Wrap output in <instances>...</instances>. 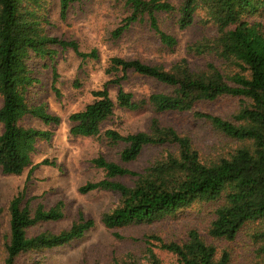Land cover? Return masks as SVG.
I'll list each match as a JSON object with an SVG mask.
<instances>
[{
  "label": "trees",
  "instance_id": "1",
  "mask_svg": "<svg viewBox=\"0 0 264 264\" xmlns=\"http://www.w3.org/2000/svg\"><path fill=\"white\" fill-rule=\"evenodd\" d=\"M78 1L58 0L61 19H65L68 8ZM121 2L128 9V15L111 31L112 38H118L131 23L147 18L161 43L171 49L177 40L160 27L158 15L175 14L178 28L184 29L202 12V17L212 22L214 35L190 45L188 50L196 54H213L223 66L209 62L204 69L193 70L186 58H181L164 69L137 59L110 57L104 71L112 76L101 88L91 91V102L68 115L69 133L101 137L109 144L122 143L119 160L123 163L134 161L146 145H173L176 151L166 152L140 171L98 155L91 162L103 171L104 176L79 186V192L118 193L117 206L100 217L101 223L109 229L151 223L193 203L211 202L220 197H224V203L215 210V218L207 231L210 237L232 240L247 222L264 224V31L261 23L249 20L264 8V0H181L178 5L169 0ZM48 10V0H0V170L3 174L20 175L27 169L22 189L8 202L6 233L1 228L3 210L0 208L3 264H16L20 255L67 244L94 225L93 219L85 218L79 212L77 220L67 229L57 233L27 234L28 228L39 222L61 219L64 209L62 201L49 208H44L41 203L31 208V199L27 198V183L32 171L39 165H57L47 158L37 163L32 161L37 141H49L53 133L19 122L30 115L46 126L60 123V117L49 113L44 105L33 106L28 102L29 87L36 81L30 61L52 62L59 50L68 49L82 61L98 58L96 48L81 51L73 39L48 35L44 27L48 23ZM129 71L152 78L171 90L134 99L133 94L122 87ZM57 78V71L52 68L51 87L55 94H58ZM108 85L117 87L114 97L110 95ZM222 97L240 101L231 115L232 120L197 109L201 102ZM144 107H149L155 114L147 130L122 134L113 128L101 129L116 109L132 111ZM165 112H191L195 118L209 121L220 132L244 143L227 156L202 160L187 135L160 122L156 114ZM124 176L134 178L133 184L114 180ZM257 237L264 242V227ZM142 240L145 248L141 258L128 252L121 258H114L115 264H162L155 247L173 254L176 264L229 262L228 252L217 255L216 247L206 243L195 230L189 231L183 242H165L154 234L146 235Z\"/></svg>",
  "mask_w": 264,
  "mask_h": 264
},
{
  "label": "rangeland",
  "instance_id": "2",
  "mask_svg": "<svg viewBox=\"0 0 264 264\" xmlns=\"http://www.w3.org/2000/svg\"><path fill=\"white\" fill-rule=\"evenodd\" d=\"M48 23L44 25L46 33L64 39H73L81 51L96 48L98 58L82 61L72 50H59L54 61L33 59L30 61L35 82L29 87L27 99L30 105L42 104L51 114L60 117L57 125H44L39 119L26 115L19 122L23 126L50 130L53 134L49 141L38 140L36 152L32 155L33 163L43 159L54 160L57 166L39 165L30 174L27 183V198L30 207L41 203L44 208L54 206L57 201L63 202V217L56 221L39 222L28 228L27 234L33 235L42 231L57 233L67 229L82 212L85 218L94 220V225L80 238L67 244L20 255L16 264H115L114 258H121L125 253H135L141 258L145 248L143 237L154 234L165 242H183L188 233L195 230L202 239L216 247L217 255L222 251L229 254L228 264H264V242L257 234L264 224L258 221L247 222L232 240L212 238L207 234L215 210L224 203V197L211 202H196L166 215L151 223L130 224L119 228H106L100 221L104 212L118 204L116 192L94 190L81 193L78 187L88 181H97L104 176L96 168L92 158L103 155L108 160L140 171L154 160L175 152L173 145H146L139 156L130 162L119 160L122 143L109 144L101 137L72 136L69 133L68 115L81 110L91 102V91L102 87L110 76L104 69L112 56L125 59H137L149 65L170 68L181 58H186L190 69H204L213 62L219 67L223 63L213 54H196L188 47L202 41L204 37L214 35L212 22H207L199 12L194 22L187 28L180 29L176 24L175 14L158 15L159 25L172 34L177 43L173 48L165 47L158 35L151 29L147 18L131 23L118 37L112 38L111 31L120 26L128 9L121 0H79L67 11L65 19L59 15L58 0H48ZM178 5L181 0H169ZM250 22H259L264 31V8L253 15ZM52 68L58 74L55 84L58 94L52 90ZM231 71V68L228 67ZM122 87L140 99L152 92H169L170 87L152 78L128 72V78L122 81ZM110 95L115 96L117 87L108 85ZM240 103L237 99L222 97L214 101L199 103L202 109L232 120V113ZM2 99L0 97V106ZM155 116L149 107L137 110L116 109L113 116L101 125V129L113 128L122 134L147 130L151 117ZM163 125L173 127L178 133L187 135L202 160H216L227 156L244 142L231 138L217 130L209 121L195 118L191 112L158 113ZM2 125L0 124V133ZM27 176V169L20 175L3 174L0 170V208L2 211L1 228L8 231V202L22 189ZM114 180L132 185L130 176L115 177ZM3 239L0 245V264H3ZM154 251L162 264H176V257L157 247Z\"/></svg>",
  "mask_w": 264,
  "mask_h": 264
}]
</instances>
